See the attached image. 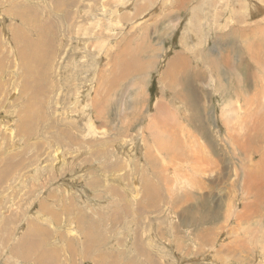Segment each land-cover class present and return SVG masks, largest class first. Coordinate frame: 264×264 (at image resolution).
<instances>
[{"label":"rangeland","instance_id":"374dc122","mask_svg":"<svg viewBox=\"0 0 264 264\" xmlns=\"http://www.w3.org/2000/svg\"><path fill=\"white\" fill-rule=\"evenodd\" d=\"M55 1L0 0V264H264V0Z\"/></svg>","mask_w":264,"mask_h":264},{"label":"bare ground","instance_id":"6f19581e","mask_svg":"<svg viewBox=\"0 0 264 264\" xmlns=\"http://www.w3.org/2000/svg\"><path fill=\"white\" fill-rule=\"evenodd\" d=\"M49 1V0H48ZM55 1V0H54ZM70 0H65V2H69ZM52 2V1H51ZM73 3L71 4V3H69L70 5H72V6H77L79 3H77V2H79L78 0H74V1H72ZM251 2V1H250ZM249 2V3H250ZM55 4H57V5H59L60 4V2L59 1H55ZM251 4V3H250ZM252 6V5H251ZM253 7V6H252ZM60 8V7H59ZM58 8V10L60 11L61 9H59ZM77 8V7H76ZM255 8H256V5H255ZM23 11V13H21ZM50 11V10H49ZM55 11H57V10H55ZM64 11V10H63ZM62 12V11H61ZM65 12H67V11H65ZM64 12V13H65ZM55 13V12H54ZM13 14H15L14 16L16 17V13H15V11H13ZM18 14L21 16V18H22V20L24 21V20H26V21H30V14H29V12L27 11V12H25V10L23 9V10H21V11H19L18 12ZM22 14V15H21ZM37 14V13H36ZM48 14V13H47ZM57 14H59L58 12H57ZM66 14V13H65ZM35 15V14H34ZM70 15H71V13H70ZM50 16V15H49ZM34 17V16H33ZM60 17H61V15H60ZM70 17V16H69ZM41 20V19H40ZM62 20H69L68 19V17L67 18H62ZM32 21V20H31ZM34 21V20H33ZM34 22H36V21H34ZM73 22V21H72ZM33 23V22H32ZM50 23V22H49ZM34 24V23H33ZM42 24V23H41ZM42 28V27H41ZM42 33V32H41ZM48 33V32H47ZM43 38V37H42ZM44 40V39H43ZM40 43V42H39ZM34 44V48H33V50H34V52L36 53L35 54V56H34V60H35V62L37 63L38 61H41L42 59H40L41 58V55H42V52H41V49H40V46H38V44L35 42V43H33ZM44 45V44H43ZM23 55V54H22ZM118 55V54H117ZM114 56V55H113ZM142 58V57H141ZM132 61H133V58H132ZM212 63H215V62H212ZM135 65V64H134ZM143 65H145V64H143ZM25 66H27L26 64H25ZM126 66V65H125ZM124 67V66H123ZM181 70L184 68L182 65H180V66H178ZM27 69V71H28V73H29V77H31V78H29V85L34 89V92H33V95H38V89H36L34 86H35V83H34V80H35V77L37 76V72H35L34 71V66L33 65H31L30 67H27L26 68ZM189 71V70H188ZM188 71H187V73H188ZM165 74H164V76L166 75L167 77L168 76H171V78H170V81H172V82H175V61H172L171 60V62H170V64L168 65V67L166 68V71L164 72ZM188 78V75L185 77V79H187ZM195 77H192V76H190V81H194L193 79H194ZM32 98L34 99V97L32 96ZM160 110V109H159ZM229 113V112H228ZM166 114V113H165ZM225 115V114H224ZM263 115V114H262ZM167 116V115H166ZM156 122V121H155ZM173 127V126H172ZM171 127V128H172ZM165 128H167V127H165ZM164 128V129H165ZM174 128V127H173ZM161 129V128H160ZM163 130V129H162ZM171 130V131H170ZM169 131L170 132H172V129H170ZM168 131V130H167ZM168 131V132H169ZM165 132V131H164ZM167 133V132H166ZM172 135H174V134H172ZM170 137V136H169ZM168 137V138H169ZM201 138V137H200ZM164 139V138H163ZM173 139H175V138H173ZM181 140V139H180ZM186 140V139H185ZM162 142H163V140H161ZM168 141L170 142V140L168 139ZM169 142H167V143H169ZM164 143V142H163ZM162 143V147H160V149H159V151L160 152H165L166 153V155H167V157L169 156L170 157V155H169V151H168V147L166 146V144H163ZM165 143H166V141H165ZM171 143V142H170ZM160 144H161V142H160ZM171 146V145H170ZM175 146V145H174ZM260 146V145H259ZM170 148H172V147H170ZM174 149V148H173ZM262 149V148H261ZM4 150V149H3ZM259 149H257V151H258ZM262 150H264V149H262ZM171 152V151H170ZM171 153H173V152H171ZM143 154V153H142ZM256 155V154H255ZM152 157V156H151ZM157 157V156H156ZM256 157V156H255ZM9 159V158H8ZM160 159V158H159ZM259 159V158H258ZM172 160V159H171ZM147 161H149L150 163H152V164H154L155 163V165H156V162H158V161H156L155 159L153 160H151V159H147ZM165 161V160H164ZM168 163V162H167ZM174 164H176V162L174 163ZM170 165V164H169ZM164 166H165V164H164ZM167 166V165H166ZM166 168H168V166L166 167ZM7 169V168H6ZM144 176V175H143ZM3 178V177H2ZM142 178V177H141ZM144 178V177H143ZM149 180V179H148ZM145 181V180H144ZM145 183H147V181L145 182ZM144 184V183H143ZM153 184V183H152ZM148 185V184H147ZM146 185V186H147ZM150 186V185H149ZM147 188V187H146ZM145 188V189H146ZM142 189H144V188H142ZM149 190V189H148ZM262 195H264V192L262 193ZM254 198L256 199L257 198V196L256 195H254ZM175 201V200H174ZM263 221V220H262ZM261 222V221H260ZM261 224H262V222H261ZM85 239H86V236H85ZM88 239V238H87ZM88 241V240H87Z\"/></svg>","mask_w":264,"mask_h":264}]
</instances>
